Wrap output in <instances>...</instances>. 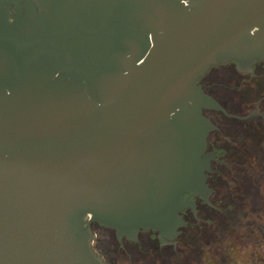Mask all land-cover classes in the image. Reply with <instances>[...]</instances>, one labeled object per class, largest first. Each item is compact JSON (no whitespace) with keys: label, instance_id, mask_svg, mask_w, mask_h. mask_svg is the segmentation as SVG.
<instances>
[{"label":"water","instance_id":"1","mask_svg":"<svg viewBox=\"0 0 264 264\" xmlns=\"http://www.w3.org/2000/svg\"><path fill=\"white\" fill-rule=\"evenodd\" d=\"M263 56L264 0H0V264H106L91 222L175 236L224 110L196 80Z\"/></svg>","mask_w":264,"mask_h":264},{"label":"flooded vegetation","instance_id":"2","mask_svg":"<svg viewBox=\"0 0 264 264\" xmlns=\"http://www.w3.org/2000/svg\"><path fill=\"white\" fill-rule=\"evenodd\" d=\"M196 82L224 108L203 109L214 125L206 144L211 166L206 172L208 200L188 194L195 201V209L190 205L180 209L186 223L178 226L175 236L165 237L164 241L158 237V231L151 229H141L139 241L125 237L119 241L115 230L108 228L127 253L133 248H143L155 250L160 258L173 259L189 253L191 256L193 251L203 252L200 238L204 239V246L214 250L216 242L227 232H233L242 246L261 256L264 252V56L246 69H240L234 59L212 64ZM141 233L145 234L143 240ZM258 260L264 264V253Z\"/></svg>","mask_w":264,"mask_h":264},{"label":"rangeland","instance_id":"3","mask_svg":"<svg viewBox=\"0 0 264 264\" xmlns=\"http://www.w3.org/2000/svg\"><path fill=\"white\" fill-rule=\"evenodd\" d=\"M91 228L94 233L92 247L99 253L106 264H261L259 254L252 253L250 247L245 248L237 240L236 233L227 232L224 238L216 245L221 253L204 246V239L200 238L199 246L203 252L193 255H181L177 258H160L155 250H143V248H133L129 253L119 245L114 233L108 227L97 222H91ZM140 238L143 240L145 234L141 233ZM128 247V244H125ZM194 245V244H193ZM196 245V244H195ZM194 245V246H195ZM218 248V249H219Z\"/></svg>","mask_w":264,"mask_h":264}]
</instances>
